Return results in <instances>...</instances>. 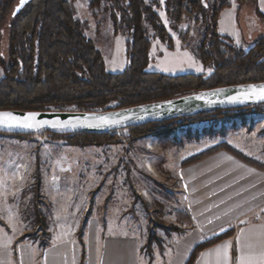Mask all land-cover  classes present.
Wrapping results in <instances>:
<instances>
[{
  "label": "rangeland",
  "instance_id": "obj_1",
  "mask_svg": "<svg viewBox=\"0 0 264 264\" xmlns=\"http://www.w3.org/2000/svg\"><path fill=\"white\" fill-rule=\"evenodd\" d=\"M19 1L1 31V52L5 58ZM146 1L159 15L157 25L146 22L150 41L147 71L167 76L210 74L196 51L205 28L194 21L174 20L166 0ZM215 1L208 0L211 5ZM106 7L105 2L97 6L93 0H77L75 17L103 54L106 70L118 73L127 66V37L115 33L111 12ZM259 13L264 14V0H229L218 17L217 32L230 38L238 48L248 50L264 37V20ZM2 77L0 68V80ZM115 106L111 103L107 108ZM163 129L148 135H140L139 130L132 128L122 129L109 133L115 143L86 147L68 146L60 135L47 129L26 136L0 131V217L21 211L14 223L22 231L39 232L42 241L46 232L54 228V232L65 228L68 234L75 235L76 220L84 210L87 216L96 215L100 223L107 219L142 235L144 251L151 254L154 249L163 248L174 234L169 230L171 226L189 229L188 222L178 219V212L189 216L182 207L179 178L184 160L226 143L264 169V106L218 117L180 120ZM148 145L153 149L148 150ZM149 163L151 171L147 168ZM20 164L22 177L18 182L13 173ZM52 177L61 182L62 193L52 195L45 189ZM51 190L56 192L52 187ZM45 204L52 207L55 222H48L45 217L33 219V208L44 211ZM27 215L32 221L26 220ZM5 219L8 221V217ZM38 223L41 226H35ZM115 225L109 229L121 228ZM11 230L18 229L12 226ZM150 239L152 246L148 249Z\"/></svg>",
  "mask_w": 264,
  "mask_h": 264
},
{
  "label": "trees",
  "instance_id": "obj_2",
  "mask_svg": "<svg viewBox=\"0 0 264 264\" xmlns=\"http://www.w3.org/2000/svg\"><path fill=\"white\" fill-rule=\"evenodd\" d=\"M17 0H0V110L16 111H73L104 112L130 108L149 103L176 99L215 88L264 82V37L248 49L238 48L230 38L217 32L220 12L229 0H166L169 15L178 22L194 21L205 28V35L197 46V56L211 70L210 74H183L167 76L147 71L150 64V41L146 22L157 25L159 15L146 0H93V5L108 4L116 34L127 37V66L118 73L106 70L103 54L94 41L87 37L75 17L77 0H32L10 26L8 53L1 52V31ZM264 20V14L259 13ZM196 17V20L194 19ZM205 26V27H204ZM116 103L113 108H107ZM264 106L244 109L204 112L197 116L152 123L132 129L140 135L164 130L167 124L196 117L238 113ZM162 127V128H161ZM161 130V131H162ZM60 135L68 146H95L115 143L109 133H87L61 129H47ZM26 136L30 134H14ZM227 151L243 162L263 166L226 143H221L184 160L181 166H190L219 151ZM180 222L193 226L189 216L178 212ZM170 231L183 233L178 225ZM235 233L229 229L200 243L187 264H194L204 249ZM22 237L19 241H24ZM79 239L83 244L82 232ZM152 246V239L148 242Z\"/></svg>",
  "mask_w": 264,
  "mask_h": 264
},
{
  "label": "crops",
  "instance_id": "obj_3",
  "mask_svg": "<svg viewBox=\"0 0 264 264\" xmlns=\"http://www.w3.org/2000/svg\"><path fill=\"white\" fill-rule=\"evenodd\" d=\"M13 177L20 181L18 173ZM179 178L182 207L193 226L174 233L163 248L151 254L144 251L142 235L107 219L100 223L96 215L87 216L84 210L76 220L75 235L68 234L65 228L54 232V228L46 232L42 241L39 232L22 231L14 223L21 211H10L5 215L8 221L0 217V264H187L200 243L229 229H235V233L201 251L194 264H241L242 256L244 264H264V169L223 150L181 168ZM45 189L52 195L62 193L53 192L49 180ZM46 205L44 211L33 208V219L45 217L55 222L52 207ZM26 220L32 221L29 215ZM114 225L121 228L111 231ZM12 226L18 230L12 231ZM22 237L27 238L19 241ZM225 245H230L226 253ZM217 249H221L219 254Z\"/></svg>",
  "mask_w": 264,
  "mask_h": 264
},
{
  "label": "water",
  "instance_id": "obj_4",
  "mask_svg": "<svg viewBox=\"0 0 264 264\" xmlns=\"http://www.w3.org/2000/svg\"><path fill=\"white\" fill-rule=\"evenodd\" d=\"M31 1L24 0L21 4L20 0L14 9V15L21 13ZM251 86H255L258 90L264 86V82L225 86L167 101L104 112L0 110V113L10 112L21 118L29 113H35L36 121L41 122V126L34 128H9L0 125V131L30 134L44 129H61L87 133H112L152 123L193 117L204 112L229 111L264 104V100L250 95ZM198 97L202 98L198 99Z\"/></svg>",
  "mask_w": 264,
  "mask_h": 264
},
{
  "label": "snow or ice",
  "instance_id": "obj_5",
  "mask_svg": "<svg viewBox=\"0 0 264 264\" xmlns=\"http://www.w3.org/2000/svg\"><path fill=\"white\" fill-rule=\"evenodd\" d=\"M24 0H21V4H23ZM198 70H203V69H198ZM250 95L254 96L256 99L259 100H264V86H261L258 90L255 86H251L250 88ZM202 98V97H198ZM104 120H107V118H101ZM0 125H6L7 127H21V128H34V127H39L41 126V122L36 121V114L35 113H29L27 116L24 117H19L16 116L10 112H2L0 113ZM54 127L56 125H53ZM230 247V245H225V253L226 249ZM221 249H217V252H219ZM225 258L226 254H225ZM241 264H244V257H241Z\"/></svg>",
  "mask_w": 264,
  "mask_h": 264
},
{
  "label": "built area",
  "instance_id": "obj_6",
  "mask_svg": "<svg viewBox=\"0 0 264 264\" xmlns=\"http://www.w3.org/2000/svg\"><path fill=\"white\" fill-rule=\"evenodd\" d=\"M51 187H52V189L54 191H60L61 190V182L56 180V177H52V179H51Z\"/></svg>",
  "mask_w": 264,
  "mask_h": 264
},
{
  "label": "bare ground",
  "instance_id": "obj_7",
  "mask_svg": "<svg viewBox=\"0 0 264 264\" xmlns=\"http://www.w3.org/2000/svg\"><path fill=\"white\" fill-rule=\"evenodd\" d=\"M153 146H150V145H148L147 146V149L148 150H152L153 148H152ZM19 168V167H18ZM147 168H148V171L152 168V166H151V164L149 163L148 164V166H147ZM21 168H19L18 170H17V172L16 173H18L19 175H20V178L22 177V172H21V170H20ZM153 169V168H152ZM14 171H15V168H14ZM151 171V170H150ZM22 180V179H21Z\"/></svg>",
  "mask_w": 264,
  "mask_h": 264
}]
</instances>
